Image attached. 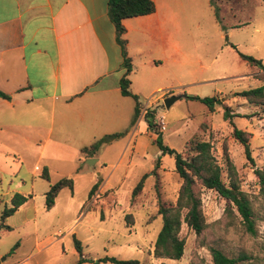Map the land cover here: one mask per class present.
<instances>
[{"label": "rangeland", "instance_id": "obj_1", "mask_svg": "<svg viewBox=\"0 0 264 264\" xmlns=\"http://www.w3.org/2000/svg\"><path fill=\"white\" fill-rule=\"evenodd\" d=\"M200 1L206 5V0H177L172 15L159 19V30L152 41L130 44V90L136 91L139 107L143 108L135 129V145L127 142L128 136H122L98 152L90 171L74 181L71 192L62 189L56 205L48 211L43 207L44 191L60 179L71 178L62 175V170L70 168L73 174L78 166L86 169L84 161L76 164L49 160L51 170H47L46 181L36 178L42 166L32 172L35 164L29 159L18 162L0 156V195L23 192L33 196L22 211L4 222L10 230L0 228V264H75L80 257L74 241L79 242L85 264H110L99 261L104 257L136 260L139 264H211L207 250L210 246L228 257L244 255L240 264H264V198L258 194L253 174V170L264 168V114L233 95L264 84V74L257 68L251 70L237 55L264 58V36L247 26L232 30L231 37H227L215 25L211 12H202ZM220 1L222 5L225 0ZM220 9L222 17L223 8ZM255 12L253 19L257 23L264 14V4ZM247 17L226 16L225 21L236 24ZM169 94L179 99L165 109L160 97ZM213 95L220 98L221 104L214 106L211 113L202 104L185 98ZM224 107L231 115L227 120L222 118ZM149 114L153 116L152 125L145 133L142 126ZM232 126L249 134L251 160L232 139ZM156 132L162 144L177 153L184 152L192 136L208 142L225 183L226 166L232 167L238 188L252 207L254 236L243 232L236 212L232 208L226 212L224 201L216 193L198 188L205 223L202 234L195 237L181 223V258L173 261L152 256L160 228L157 203H173L179 186L172 158L160 156L153 145ZM156 158L159 160L153 169ZM144 175L140 192L130 200L132 188ZM89 178L90 187L96 181L104 188H96L87 197ZM69 197L73 203L66 210ZM78 203L82 205L80 216L75 211ZM2 209L0 202V212Z\"/></svg>", "mask_w": 264, "mask_h": 264}, {"label": "crops", "instance_id": "obj_2", "mask_svg": "<svg viewBox=\"0 0 264 264\" xmlns=\"http://www.w3.org/2000/svg\"><path fill=\"white\" fill-rule=\"evenodd\" d=\"M150 1L154 6L151 14L121 21L124 31L120 39L124 41L130 64L127 79L132 73L133 48L130 44L152 41L159 30V19L171 16L177 5V0ZM106 2L0 0V92L9 96L7 100L0 98V156L18 162L29 159L35 164L32 172L39 165L41 171L45 168L47 173L51 170L47 164L49 160L79 164L89 159L80 156L79 149L105 135L125 132L123 136H128L127 142L135 145V129L142 119L141 113L129 127L134 102L119 92L122 57L113 26L106 16ZM217 2L220 24L227 37H231L232 30L247 26L264 36V14L259 16L260 22L254 23L253 19L264 0H225L222 5L220 0ZM199 7L203 13L206 9L211 12L214 20L209 0L206 5L200 1ZM220 8H223L222 17ZM242 14L248 17L241 23L227 24L225 21L226 16L232 19ZM214 23L220 29L215 20ZM258 60L262 64L259 73L264 74V58ZM249 76L252 78V73ZM130 88L131 80L129 91L136 96V91ZM142 127L149 133L146 123ZM91 158L96 159L97 155ZM85 166L86 169L79 166L73 169V174L70 168L62 170V175L72 179L71 191L74 181L90 171V166ZM39 176L36 178L41 179ZM87 184L90 189V178ZM103 188L97 186L98 191ZM13 194L0 195L3 207L9 206ZM18 194L30 198L13 214L22 211L33 197L23 192ZM57 195L51 208L57 203ZM68 200L66 210L73 203L70 197ZM81 207L80 203L76 205L77 216H80ZM9 218L3 221V226H7L4 222Z\"/></svg>", "mask_w": 264, "mask_h": 264}, {"label": "trees", "instance_id": "obj_3", "mask_svg": "<svg viewBox=\"0 0 264 264\" xmlns=\"http://www.w3.org/2000/svg\"><path fill=\"white\" fill-rule=\"evenodd\" d=\"M209 4L213 9V16L220 29L224 27L220 24L218 16V6L215 0H209ZM154 11L153 3L150 0H107L106 16L112 24L115 41L120 48L122 57L121 68L122 75L118 80L120 95L130 97L134 102L133 113L129 127H132L140 115V107L137 101V96L129 91V80L127 75L130 72L129 59L125 55L124 41L120 39L123 33L121 21L124 19L141 17L151 14ZM231 48H233L231 46ZM238 58L247 66L262 70L260 60L253 57L238 54ZM236 97L243 99L248 105H251L264 114V85L248 88L233 94ZM0 98L9 99L8 95L0 92ZM186 99L202 104L208 113L213 112L216 105H220V98L216 95L211 97L185 96ZM152 114L145 116L144 121L147 127L152 125L150 117ZM231 115L227 112L226 107L223 108V120L229 119ZM125 132L105 135L89 146L79 149V155L82 157H95L98 152L105 146L120 139ZM231 137L243 149L244 156L247 160H251L249 156L248 139L249 134L232 126ZM153 145L156 147L160 156L167 155L173 160V170L179 179V186L176 197L173 203L161 202L157 203L156 213L160 217V228L155 236L152 256L154 258L179 260L183 252V240L178 237L180 224L183 223L195 237H199L205 229V223L201 212L198 188L209 190L218 195L225 203V211L230 213L231 208L236 212L241 228L248 236L255 235V218L252 211L250 201L247 196L238 188L235 174L232 167L227 164V182H223L221 168L210 154V146L208 142L200 140L196 136L189 138L184 146L183 153H177L174 150L163 145L158 132L155 133ZM159 159L156 158L153 169L157 167ZM226 163H229L226 160ZM78 169V168H77ZM258 185V194L264 198V168L253 170ZM43 180H48L45 168L42 169L40 176ZM142 176L130 192V200L140 192L145 179ZM97 183L91 186L87 197H90L92 192L97 188ZM72 189V181L70 178L60 179L59 181L48 186L47 191L43 194V207L48 211L54 203V199L61 189ZM30 196H22L14 193L9 199V206L3 207L0 212V228L9 230L7 226H3V221L11 216L16 209L22 205ZM74 248L77 255L80 257L75 264H85L86 261L81 258L79 242L74 241ZM211 264H240L246 257L237 255L228 257L215 247L207 248ZM102 263L110 264H139L136 260H116L114 258L104 257L99 260Z\"/></svg>", "mask_w": 264, "mask_h": 264}, {"label": "water", "instance_id": "obj_4", "mask_svg": "<svg viewBox=\"0 0 264 264\" xmlns=\"http://www.w3.org/2000/svg\"><path fill=\"white\" fill-rule=\"evenodd\" d=\"M178 100V97L176 96H169L167 98H164L162 100V105L164 106L165 109H167L174 101ZM151 119L153 118V116L150 117ZM96 161V159L94 158H89L84 160V163L88 166H91L92 164H94Z\"/></svg>", "mask_w": 264, "mask_h": 264}]
</instances>
